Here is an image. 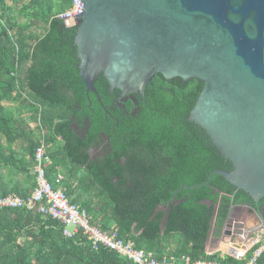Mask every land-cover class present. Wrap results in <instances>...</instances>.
<instances>
[{"label": "trees", "instance_id": "obj_1", "mask_svg": "<svg viewBox=\"0 0 264 264\" xmlns=\"http://www.w3.org/2000/svg\"><path fill=\"white\" fill-rule=\"evenodd\" d=\"M70 3L0 0V196L31 194L33 154L42 134L48 180L60 171L69 201L101 231H114L159 261L245 264L246 258L204 250L210 231L219 236L231 204L254 203L221 176L209 177L213 170L232 167L187 119L202 83L156 74L146 83L143 100L136 93L131 94L135 102L118 101L119 91L110 92L99 74L95 94L86 96L75 66L76 26L65 27L57 17ZM13 102L32 108V128L4 108ZM86 125L85 140L108 136L106 160L89 161V145L80 139ZM19 174L23 181L11 179ZM168 202V212L151 218ZM0 264L132 262L106 248H91L81 235L66 238L56 220L22 208L0 209ZM256 264H264V250Z\"/></svg>", "mask_w": 264, "mask_h": 264}, {"label": "water", "instance_id": "obj_2", "mask_svg": "<svg viewBox=\"0 0 264 264\" xmlns=\"http://www.w3.org/2000/svg\"><path fill=\"white\" fill-rule=\"evenodd\" d=\"M80 1L73 45L85 95L95 94L99 74L118 101L136 93L143 100L156 74L201 82L187 119L232 167L209 177L221 176L257 204L264 196V0ZM234 226L233 234H244Z\"/></svg>", "mask_w": 264, "mask_h": 264}, {"label": "built area", "instance_id": "obj_3", "mask_svg": "<svg viewBox=\"0 0 264 264\" xmlns=\"http://www.w3.org/2000/svg\"><path fill=\"white\" fill-rule=\"evenodd\" d=\"M80 13L81 1L71 0L69 7L57 17L61 19L65 27H72L76 25ZM46 148L41 134L39 144L33 154L31 174L35 187L31 194L27 198L9 194L0 196V209L35 210L60 223L62 236L72 239L81 235L87 240L91 248H106L119 257L131 261L132 264H218L216 261L208 260H196L190 263L187 258H181L178 262L170 259L159 261L154 259L151 253L134 249L131 242L125 243L116 238L114 231H101L89 221L83 209L69 201L64 192L61 173L56 172L48 180L46 169L50 165V160ZM235 229L237 228L235 227ZM230 244L229 247L222 250L220 256L227 255L234 260L246 258L245 264H256L257 258L264 250V232L257 233L250 243L242 242L241 246L237 248Z\"/></svg>", "mask_w": 264, "mask_h": 264}, {"label": "flooded vegetation", "instance_id": "obj_4", "mask_svg": "<svg viewBox=\"0 0 264 264\" xmlns=\"http://www.w3.org/2000/svg\"><path fill=\"white\" fill-rule=\"evenodd\" d=\"M75 26L76 25H74L72 27H75ZM87 127L88 126L86 125L84 131L80 132V139L82 142L87 143L89 145V148H88L89 161H92L94 159H97L99 161L106 160L107 156L110 154L108 136H105L103 134H99L97 136V139L93 140L92 142L85 140L84 137L87 133ZM263 204H264V202L261 204L259 202L257 204H252L249 202L248 204L243 203L240 205L239 204L235 205L234 208L232 209L230 215H229V220L226 221V218H225L223 226L221 227V230L219 233V237L232 234L233 230H235V227L233 226L234 222L237 220L238 216L243 217V215H244V213L242 211V209L245 208L244 205H246V207L249 208V210L251 211L250 213H248V216H251L252 214H254L255 216H258V217L264 219V214H263L264 206H263ZM261 228L262 227H260V229ZM256 229L257 228L255 227L252 229V231L256 230ZM262 229H264V228H262Z\"/></svg>", "mask_w": 264, "mask_h": 264}, {"label": "crops", "instance_id": "obj_5", "mask_svg": "<svg viewBox=\"0 0 264 264\" xmlns=\"http://www.w3.org/2000/svg\"><path fill=\"white\" fill-rule=\"evenodd\" d=\"M59 173H61L60 171H57ZM62 174V173H61ZM63 175V174H62ZM22 175H15L12 176L11 179L15 180V181H23V178H20ZM5 180H8L6 177H4ZM64 180V178H63ZM23 183H20L19 185H22ZM6 189H11V185L8 184V186H6ZM248 211H247V210ZM244 215L243 217H239L237 218V220L234 222L235 224H239L243 227H241V229L243 230L244 234L241 235H237V234H229V235H225V236H218V237H213L212 236V231H210L208 238L206 240L205 243V253L206 254H211L214 252H223L222 250L224 248L229 247V244L232 246H235L236 248L241 246L242 242H247L250 243L251 240L257 235H253V237L251 238L250 236H248V233L252 232L253 228H257L256 230H258V228H260L261 226H263L264 228V224L261 222V220L259 219L260 217L255 216L254 214H252L251 216H248V213H250L251 211L249 210V208H244L242 209ZM251 230V231H250ZM255 231V230H253Z\"/></svg>", "mask_w": 264, "mask_h": 264}, {"label": "rangeland", "instance_id": "obj_6", "mask_svg": "<svg viewBox=\"0 0 264 264\" xmlns=\"http://www.w3.org/2000/svg\"><path fill=\"white\" fill-rule=\"evenodd\" d=\"M4 108L6 110H9L10 112H14L16 115H19L23 120L29 123V126L32 128L34 124L29 120L32 112L31 107H24L21 105H18L17 103H9V104H3Z\"/></svg>", "mask_w": 264, "mask_h": 264}]
</instances>
